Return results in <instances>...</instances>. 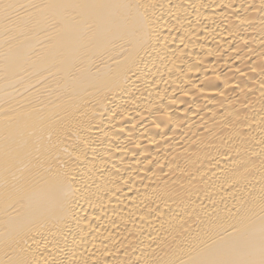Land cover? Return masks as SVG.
<instances>
[{
  "label": "bare ground",
  "instance_id": "bare-ground-1",
  "mask_svg": "<svg viewBox=\"0 0 264 264\" xmlns=\"http://www.w3.org/2000/svg\"><path fill=\"white\" fill-rule=\"evenodd\" d=\"M0 264H264V0H0Z\"/></svg>",
  "mask_w": 264,
  "mask_h": 264
}]
</instances>
